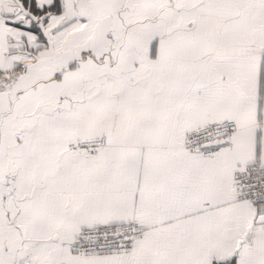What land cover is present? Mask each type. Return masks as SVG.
I'll list each match as a JSON object with an SVG mask.
<instances>
[{
	"label": "snow or ice",
	"instance_id": "6c2138e0",
	"mask_svg": "<svg viewBox=\"0 0 264 264\" xmlns=\"http://www.w3.org/2000/svg\"><path fill=\"white\" fill-rule=\"evenodd\" d=\"M0 264H264V0H0Z\"/></svg>",
	"mask_w": 264,
	"mask_h": 264
}]
</instances>
